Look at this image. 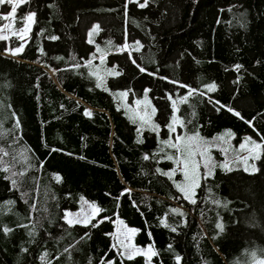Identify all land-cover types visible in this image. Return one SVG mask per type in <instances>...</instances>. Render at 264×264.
Instances as JSON below:
<instances>
[{"label":"trees","instance_id":"1","mask_svg":"<svg viewBox=\"0 0 264 264\" xmlns=\"http://www.w3.org/2000/svg\"><path fill=\"white\" fill-rule=\"evenodd\" d=\"M143 3L17 8L12 30L30 12L35 20L16 55L0 40V264H147L112 247L117 219L135 230V245L154 247L152 264L264 258V147L256 172L240 160L225 165L216 147L208 161L198 155L192 203L176 187L180 151L163 143L230 132L235 145L247 136L264 145V0ZM10 6L0 5V16ZM10 46L21 40L12 34ZM117 90L131 102L148 95L146 126L125 113ZM83 199L101 211L69 225L65 211Z\"/></svg>","mask_w":264,"mask_h":264},{"label":"rangeland","instance_id":"2","mask_svg":"<svg viewBox=\"0 0 264 264\" xmlns=\"http://www.w3.org/2000/svg\"><path fill=\"white\" fill-rule=\"evenodd\" d=\"M10 11L8 13H10ZM30 13H33V12H30ZM13 20L14 19L6 20L5 25L6 24L11 25ZM33 23L30 25L29 30L23 35H21V33H20L21 29L20 30H12V28H11V30H10V29L4 28V26L1 28L0 35L8 36V39H6V41L8 42V48H7L8 54H11V55L17 54V53L13 54L14 50L17 48L12 49L10 46V36L12 35V32L15 31L17 33L16 36L21 40V43H22V46L20 48H23V46L26 44V42L30 38V33H31V30L33 27ZM26 25H27V21L25 20V26ZM95 29H97V26H95ZM89 38H90V40H93L92 32H91ZM123 93H127V95H122ZM115 95L118 97V99L120 101V105L122 108H124L125 113L132 120H136L139 118L138 124L140 125L139 126L140 128L146 126L147 125L146 123L151 121V118L154 115V111L152 110V107L150 105V100L148 98V95L141 98V99H136L134 102H131L129 100L128 91H126V90H117V91H115ZM249 137L253 141H255L251 136H247L238 145L234 144L232 136H229L227 132L219 135L217 138H215L209 142H202L200 139H198L197 141L193 142V144L190 146L191 151L194 152V155L189 157V159H190V161L194 160L197 162V158L199 155V157L201 159L208 161L209 160V154L208 153L210 152V149L212 147H216V148L220 149L222 154L225 156V160H226L225 165L231 164L232 161L240 160L241 163L243 164L244 168H247L248 170H251L253 165L257 168L258 167L257 159H253L252 153H250V151H249V149L252 148V144L251 143L246 144V139ZM187 139H188V137H184L185 142L187 141ZM255 142L259 143L258 141H255ZM176 143H179V151H180V153L178 155V160H180V164L178 165V169L181 170L183 172V175H184L183 160L185 157H188V150L185 148L184 142H178L177 141ZM242 144H246L245 148H243V149H241ZM260 150L261 149L258 150L259 154H260ZM201 153H204V155H201ZM199 171H200V166L198 167V170L196 173L197 178H198V182H200ZM189 172L191 175V163L189 165ZM190 183H191V179L186 178L184 175V180H182L179 183V185H181L182 187H188L190 185ZM196 188L197 187H195L194 194L192 195L190 200H193L195 198ZM91 204H95L97 207H99L96 203H93V202H90L88 200L83 199L81 201V206L78 209L65 211V219L66 220L67 219H75L78 217L79 219L83 220L85 215H90L92 213V209L90 207ZM97 215L98 214H96L93 218L97 217ZM93 218L90 219V222L92 221ZM131 229H133V228L126 225L120 219L116 220L114 238H115V244H117V248H118L120 253L123 252L124 249L120 248L116 237H119L120 240H123L125 244H130V245H133L135 247L141 248L143 250H147L149 247H151L153 249V251H155V249L152 245H148L146 247L135 245L133 242V237H134L135 231L134 232L129 231ZM124 257H126V256H124ZM146 258H147L148 264H151L152 263L151 259L149 260L148 256H146ZM259 260H264V258L259 259ZM254 264H257V262H255Z\"/></svg>","mask_w":264,"mask_h":264},{"label":"snow or ice","instance_id":"3","mask_svg":"<svg viewBox=\"0 0 264 264\" xmlns=\"http://www.w3.org/2000/svg\"><path fill=\"white\" fill-rule=\"evenodd\" d=\"M27 2H28V0H0V5H4V4L11 5L10 13H8L6 15H3V16H0V19H3V20L14 19L15 16H16V13H17V8L20 7L21 4H24V3H27ZM136 2L139 3V0H136ZM139 6L141 8L146 7L147 6V0H145V3L139 4ZM25 19L27 21V25L23 29L20 30L21 35L25 34L29 30L30 25L34 22L35 13L34 12L33 13H29L26 16ZM4 28L11 30V25L10 24H6V25H4ZM97 28H98V26H97ZM95 30L96 29H94V31ZM12 34L16 35L17 33L15 31H13ZM6 39H8V36L0 35V40H6ZM53 39H55V37H53ZM21 51H22V48H17V49L14 50L13 54L19 53ZM240 67H241L240 65H237L236 66V70L239 71ZM140 70L144 71L143 68H141ZM214 89H215V85H210L209 86V90L210 91L214 90ZM122 95H127V93H123ZM173 104H175V102H173ZM229 111H232V109H229ZM86 114H90V113H86ZM235 114L237 116L240 115L238 112L235 113ZM177 122H178L177 119L175 117H173L172 118V123L167 125V127L171 131L174 132L175 128L173 127V125L176 124ZM180 123L182 124V122H180ZM17 125H18V122H17ZM158 127H159L158 125H153V130L155 131ZM228 135L230 136L231 133L229 132ZM198 139H199L198 134L188 137L186 142L184 140V137H182V136L177 137V141L178 142H184L185 143V148L188 150V157H185L184 160H183V169H184L185 177L191 179V183H190V185L188 187H182L179 184H177L176 187L182 193H184L186 198H189V199H191L192 195L194 194L195 187L199 186L198 178H197V175H196L199 165H198V163L196 161H194V160L190 161V159H189V157L194 155V152L191 151L190 146L193 144V142L197 141ZM163 143H166L170 147L177 148L179 150V143H170L169 141H164ZM247 143H251L252 144V148L249 149L250 153H252V158L253 159H257V160L260 159V154H259L258 150L261 149L262 147H264V145L256 143L250 137L246 139V144ZM246 144H242L241 145V149L245 148ZM201 155H204V153H201ZM145 159H148V157L145 156ZM169 159H172V157H169ZM176 163L179 165L180 164V160H177ZM190 163H191V175H190V172H189ZM245 170L247 171L248 169L246 168ZM251 170L253 172L258 171V169L254 165L252 166ZM5 171H7V169H5ZM162 174L168 175V173H162ZM57 179L59 180V177H57ZM12 183L15 184L16 181L13 180ZM9 203H12V202L10 201ZM192 203H195V200H192ZM90 207L92 209V213L90 215H85L83 220H81V219H79L77 217L75 219H67V223L69 225H72L74 223H76V224L84 223L85 225H87L88 223H90V219L93 218L96 214H98L101 211V209L99 207H97L95 204H91ZM21 226L22 227H27V225H21ZM95 226L96 225H93V227H95ZM217 227L220 228L221 231H223V225H217ZM4 231L7 233V232L11 231V229L5 228ZM129 231L134 232L135 230L131 229ZM172 231H175V229L173 228ZM116 239H117V241L119 243L120 248L124 249V251L121 252L120 255L126 256V258L128 260H133L138 255H146V256H148V259L150 260L152 256L157 255V253L155 251H153V249L151 247H149L147 250H143V249L135 247L133 245L125 244L123 240L119 239V237H116ZM112 247L116 248L117 244H113ZM46 255L47 254H45V257H46ZM253 255H255V254H253ZM45 257H41V259L44 260ZM177 259L179 260V257H177ZM101 264H103V261L101 262ZM108 264H114V262L109 261ZM257 264H264V260L257 261Z\"/></svg>","mask_w":264,"mask_h":264},{"label":"crops","instance_id":"4","mask_svg":"<svg viewBox=\"0 0 264 264\" xmlns=\"http://www.w3.org/2000/svg\"><path fill=\"white\" fill-rule=\"evenodd\" d=\"M10 10H11V6H10V8H9V11H10ZM9 11H8V12H9ZM5 23H6V22H5ZM4 25H5V24H4ZM4 25H3V26H4ZM3 26H2V27H3ZM2 27H1V28H2ZM1 28H0V30H1ZM147 264H148V262H147ZM151 264H152V263H151Z\"/></svg>","mask_w":264,"mask_h":264}]
</instances>
